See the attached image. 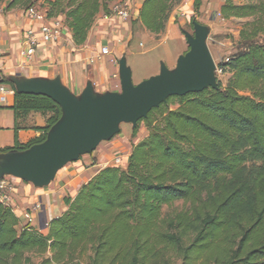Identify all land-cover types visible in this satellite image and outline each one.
<instances>
[{
	"label": "trees",
	"instance_id": "1",
	"mask_svg": "<svg viewBox=\"0 0 264 264\" xmlns=\"http://www.w3.org/2000/svg\"><path fill=\"white\" fill-rule=\"evenodd\" d=\"M3 0H0V3ZM34 0H10L6 11ZM117 0H46L47 18L64 17L76 46L97 14ZM177 0H143L138 21L158 35ZM224 0L223 20L251 18L240 33L242 48L217 65L225 86L171 97L143 123L146 138L134 144L126 168L107 167L63 199L66 211L42 234L20 227L0 204V264H264V0ZM237 2V4H236ZM201 0H193L197 15ZM195 16L190 18V22ZM13 92V147L24 151L45 141L61 117L52 100ZM170 106H176L174 109ZM31 113L46 117L41 134L19 144L16 133ZM136 130L132 133L135 137ZM182 201L185 208L166 217Z\"/></svg>",
	"mask_w": 264,
	"mask_h": 264
},
{
	"label": "water",
	"instance_id": "2",
	"mask_svg": "<svg viewBox=\"0 0 264 264\" xmlns=\"http://www.w3.org/2000/svg\"><path fill=\"white\" fill-rule=\"evenodd\" d=\"M192 27L193 35L182 32L187 50L178 56L173 69L161 62L158 74L134 84L125 56L120 58V92L98 94L87 82L75 96L58 77L10 78L16 93L49 98L59 106L61 117L44 142L24 151L0 154V179L10 176L35 188L46 187L64 166L90 155L102 141L118 135L121 124L136 127L171 97L216 90V65L207 45L209 29L196 21Z\"/></svg>",
	"mask_w": 264,
	"mask_h": 264
},
{
	"label": "crops",
	"instance_id": "3",
	"mask_svg": "<svg viewBox=\"0 0 264 264\" xmlns=\"http://www.w3.org/2000/svg\"><path fill=\"white\" fill-rule=\"evenodd\" d=\"M9 1L0 3V80L3 79L9 82L10 78L54 79L58 77L65 87L70 91H77L79 94L85 88L87 82H91L95 93L98 94L120 92L118 60L125 56L127 62L129 52L124 51V41L122 42V39L126 38V33L119 29L120 27L123 30L127 29L128 23L126 21H121L112 16L110 12L106 14L101 11L97 14L92 27L88 31L86 41L82 45L76 46L72 41L70 30L65 25L64 17L59 16L57 18L63 23L58 41L56 43L41 44L33 53L31 60L28 61L22 55V52L28 47L27 32L32 31L36 39L40 40L41 23L35 20L31 14L36 13L47 17L49 8L47 5L42 9L31 6L26 9L7 12L5 8ZM137 2L139 3L135 8L136 19H138L143 0H137ZM113 3L109 4V9ZM188 18L187 12L176 8L171 11L170 15L168 14L163 31L170 32V28L174 26L176 19L177 22L182 23V20ZM102 49H108L109 55L101 56ZM175 63L176 60L173 61L174 67ZM143 80L145 79H140L139 83ZM1 86L8 92L2 93L0 91V150L13 147L15 138L14 118L10 109L13 104V92L8 85L0 83ZM37 114L31 113L27 118L30 119ZM40 122L38 125L35 124L34 127H43V121ZM40 134L39 131L31 127L17 131L16 137L19 144H27L38 138ZM82 163H85V161L66 167L64 172L66 175L61 178L63 173L60 174L55 185L61 187V184L66 182L71 173L81 170ZM57 194L56 191L49 190L46 192L48 204L53 198L60 197ZM71 197L74 196L71 195ZM38 199L39 203L42 204L41 200L43 199ZM14 205L16 209H10L19 219V226L25 227L20 220V218L23 219L24 210H22V213L17 204L14 203ZM32 205H34V201L29 200L28 206L31 207ZM46 208V204L43 203L44 210L41 209V212L34 213L36 220L34 229L43 233L47 232L48 221L53 219L52 216L49 218L46 216ZM17 212L19 213L17 214Z\"/></svg>",
	"mask_w": 264,
	"mask_h": 264
},
{
	"label": "rangeland",
	"instance_id": "4",
	"mask_svg": "<svg viewBox=\"0 0 264 264\" xmlns=\"http://www.w3.org/2000/svg\"><path fill=\"white\" fill-rule=\"evenodd\" d=\"M5 1L7 0H3L1 3ZM256 1L257 0H242L239 3H254ZM132 2L133 7L137 8L139 2H137V0H132ZM222 2L223 0H201V6L196 15L192 10L193 0H177L171 11H174L176 8L183 9L184 12H187V18H189L182 20V23L177 22L176 19L174 21V26L170 28V32L163 31L158 35H152L146 32L139 24L135 15H133L130 20L126 21L128 23L127 29L123 30L120 27L119 30L126 33V38H124V40L122 39V42L124 41V51L129 52L127 66L131 69L132 82L138 84L140 79H147L158 74L161 62H163L169 69L174 68L173 61L177 60L176 58H178V54L181 55L187 50L182 32L185 31L191 35L194 34L192 23L190 22V17L192 16H195L194 21L209 29L207 45L216 67L232 55L236 54L243 45L240 33L243 29L245 30V25L250 23L252 19L231 18L229 20H223L219 15V7ZM45 5H47L46 0H34L31 4L32 7L39 9H42ZM171 11L169 12V15ZM217 79H219L222 85L225 86L229 79V75H220L216 72V82L218 83ZM71 92L75 96L80 95L77 91L74 92V90H71ZM175 107L176 106H170L172 109ZM45 119L46 117L43 115H33L30 119L26 118L23 121H20V126L23 128H31L34 127L35 124H40V121H43L45 125ZM134 130H136V134L135 137L132 138ZM147 135L148 131L143 123H138L136 127H133L132 124H121L118 135H115L109 141H102L90 155H83L80 157L79 161L64 166L57 172L54 180L46 187L35 188L32 184L10 176H5L3 178H7L15 187L13 202L17 204L21 211L24 210V212H31L34 205L40 204L38 199L40 198V200L43 199L41 200L42 204H40L42 211L44 210L43 203L46 204V216L48 218L51 216L52 218H57L66 211L63 199L67 196H75L79 188L96 175L100 169L102 170L107 167L126 168L127 159L132 146L146 138ZM83 161H85V163H82L83 167L79 172L75 171L71 173L66 182L61 184V187L55 185L60 174L63 173L61 178L66 175V173H64L66 167H70L72 164H79V162L81 163ZM69 171L71 172L70 169ZM93 173L95 174L93 175ZM49 190L56 191V193H58L57 195L60 197L53 198L48 204L46 199L47 196L45 194ZM29 200L34 201V205L31 207L28 206ZM10 207L13 208L12 206ZM184 208L185 206L183 202L177 201L171 209L163 207L162 216L166 217L168 213H171L172 211H180ZM18 213L19 212H17V214ZM20 220L25 226L24 219L20 218ZM49 222L50 220L48 223ZM38 232L42 234L47 233L41 231ZM28 256L31 264H41L43 258L48 257L49 255H41L34 252L30 253Z\"/></svg>",
	"mask_w": 264,
	"mask_h": 264
},
{
	"label": "built area",
	"instance_id": "5",
	"mask_svg": "<svg viewBox=\"0 0 264 264\" xmlns=\"http://www.w3.org/2000/svg\"><path fill=\"white\" fill-rule=\"evenodd\" d=\"M109 12L112 16L117 17L121 21H128L133 17V15H135V7H133L132 0H117L111 5ZM31 15L35 20L41 23L40 40L38 41L36 39L32 31L27 32L26 36L28 47L22 52V55L28 61L31 60L33 53L38 47H40L41 44L56 43L61 36L62 29V22L58 18L49 19L36 13H32ZM108 55V49H102L101 56ZM227 61L228 59L225 60V62ZM216 72L221 75L220 70L216 69ZM0 91L2 93L8 92L3 86L0 87ZM14 193L15 187L11 184V182L7 178L0 179V204H3L9 208L12 206L14 209H16V206L13 203ZM41 209V206L36 204L33 206V210H31V212L25 211L23 213L22 217L25 221V227H35L36 220L34 213L41 212Z\"/></svg>",
	"mask_w": 264,
	"mask_h": 264
}]
</instances>
